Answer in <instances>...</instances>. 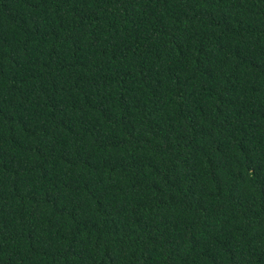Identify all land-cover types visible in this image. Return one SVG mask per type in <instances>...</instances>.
<instances>
[{
    "label": "trees",
    "instance_id": "16d2710c",
    "mask_svg": "<svg viewBox=\"0 0 264 264\" xmlns=\"http://www.w3.org/2000/svg\"><path fill=\"white\" fill-rule=\"evenodd\" d=\"M0 264H264V0H0Z\"/></svg>",
    "mask_w": 264,
    "mask_h": 264
}]
</instances>
